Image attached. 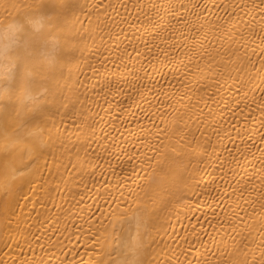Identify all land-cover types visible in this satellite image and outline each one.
I'll return each mask as SVG.
<instances>
[{
  "label": "bare ground",
  "instance_id": "6f19581e",
  "mask_svg": "<svg viewBox=\"0 0 264 264\" xmlns=\"http://www.w3.org/2000/svg\"><path fill=\"white\" fill-rule=\"evenodd\" d=\"M29 18L63 54L0 160V264H112L134 212L144 264H264V0H0V46Z\"/></svg>",
  "mask_w": 264,
  "mask_h": 264
},
{
  "label": "snow or ice",
  "instance_id": "6c2138e0",
  "mask_svg": "<svg viewBox=\"0 0 264 264\" xmlns=\"http://www.w3.org/2000/svg\"><path fill=\"white\" fill-rule=\"evenodd\" d=\"M42 19L51 20V16L46 15ZM27 23L32 26L30 29H25L19 23L9 25L11 32L24 33L23 43L17 44L14 48L0 46V60L11 61L7 74L0 75V142L4 144V147L0 148V160L8 161L10 155L8 143L11 139H15L17 144L24 143L20 163L24 162L25 156L31 157L39 147L38 137L29 130V125L38 122L43 115L41 97L46 96L48 92L44 81L52 78L63 54L58 38L47 39L41 26L31 18ZM20 91H23V96L18 95ZM13 113L15 116H22L23 119L10 133L7 121ZM26 137L34 138L26 140ZM4 167L5 176L15 179L19 171L15 164L8 161ZM151 182L162 189L161 180L153 178ZM139 211L137 209V212ZM146 215L141 213L137 216L134 212L131 216H120L115 222H110V226L114 229L113 234L118 240L117 253L121 257L112 261V264H144L140 258L144 250L140 229ZM148 219L150 220V217ZM117 225L120 227L118 234L115 232ZM125 225L129 227L126 228ZM108 227H104L105 233L108 232ZM131 227H135L136 234L135 237L127 239L125 233Z\"/></svg>",
  "mask_w": 264,
  "mask_h": 264
}]
</instances>
